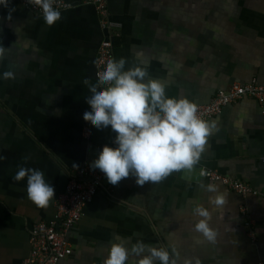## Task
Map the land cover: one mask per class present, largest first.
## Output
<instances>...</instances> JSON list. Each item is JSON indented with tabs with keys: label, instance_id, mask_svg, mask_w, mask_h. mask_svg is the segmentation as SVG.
Returning a JSON list of instances; mask_svg holds the SVG:
<instances>
[{
	"label": "crops",
	"instance_id": "0c3cea01",
	"mask_svg": "<svg viewBox=\"0 0 264 264\" xmlns=\"http://www.w3.org/2000/svg\"><path fill=\"white\" fill-rule=\"evenodd\" d=\"M62 1L73 8L61 11L52 27L20 0H10L12 20L0 5V47L8 48L0 59V264L30 257L34 227L56 220L71 178L104 146L115 147L110 127L97 130L83 119L91 111L83 81L97 80L105 39H112L126 69H146L169 97L204 105L234 84H264V0H107L110 20L121 24L112 32L101 28L94 6ZM9 71L14 79L3 77ZM208 122L214 128L191 180L173 173L142 187L133 177L118 186L106 181L69 234L73 254L62 264H104L112 244L137 241L169 251L175 246L179 264H264V105L244 98ZM19 167L41 170L54 187L46 209L28 199L26 178L14 181ZM201 169L259 194L243 197L203 178ZM198 182L215 184L219 192L208 193ZM220 194L225 205H211L209 196ZM197 204L211 212L215 244L193 231Z\"/></svg>",
	"mask_w": 264,
	"mask_h": 264
},
{
	"label": "clouds",
	"instance_id": "9594fccd",
	"mask_svg": "<svg viewBox=\"0 0 264 264\" xmlns=\"http://www.w3.org/2000/svg\"><path fill=\"white\" fill-rule=\"evenodd\" d=\"M26 3L41 10L48 27L62 18L57 0H26ZM0 5L8 10L5 19L12 20L14 9L9 7L10 0H0ZM7 49L0 47V59L5 57ZM126 64L125 58H110L103 70L97 72L95 83L89 79L83 81L91 94L86 99L91 111L83 114L84 121L97 130L110 127L115 134L112 141L115 147L104 146L89 165L90 169L100 170L112 186L129 177L141 187L158 184L173 173H182L183 178L191 180L214 124L202 119L198 105L187 98L167 96L165 85L149 78L146 69L135 65L126 69ZM3 77L14 79V74L5 72ZM25 178L28 199L38 208L46 209L55 198L54 187L45 181L41 170L19 167L14 181ZM198 183L208 193L219 192L215 184ZM209 203L223 207L226 200L220 194L209 196ZM191 214L199 217L193 231L204 241L215 244L217 232L210 226L209 209L197 204ZM133 257L138 258L135 264H179L182 259L175 246L169 251L143 241L131 247L121 242L107 250L104 264H129ZM183 264H193V260L184 259ZM195 264H200L199 259H195Z\"/></svg>",
	"mask_w": 264,
	"mask_h": 264
},
{
	"label": "built area",
	"instance_id": "2783aa9c",
	"mask_svg": "<svg viewBox=\"0 0 264 264\" xmlns=\"http://www.w3.org/2000/svg\"><path fill=\"white\" fill-rule=\"evenodd\" d=\"M22 6L37 16L42 17L41 10L30 6L26 0H20ZM84 5L94 6L100 16V25L103 30L112 32L121 28V24L110 20L107 0H81ZM56 7L60 11L73 8V5L57 0ZM97 57V72L102 71L107 60L116 58L114 44L111 38L100 43ZM244 98H251L264 105V84L254 79L247 84H234L230 88L217 91L213 99L204 105H198L199 116L208 121L222 113L230 104L237 103ZM86 134L90 137L91 129L86 128ZM86 164L76 176L71 178L66 194L60 196L57 204V217L51 223H39L32 232V251L30 257L22 264H62L73 254L68 236L82 219L87 207L95 200L100 189L107 181L100 170H92ZM203 178L222 183L234 192L245 197L250 194L257 195L258 191L249 185L220 175L212 170L201 169Z\"/></svg>",
	"mask_w": 264,
	"mask_h": 264
}]
</instances>
